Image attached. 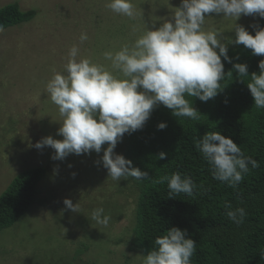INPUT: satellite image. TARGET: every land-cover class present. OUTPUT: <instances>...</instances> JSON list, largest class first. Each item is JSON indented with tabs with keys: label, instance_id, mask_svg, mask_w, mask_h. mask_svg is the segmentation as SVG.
I'll return each instance as SVG.
<instances>
[{
	"label": "rangeland",
	"instance_id": "obj_1",
	"mask_svg": "<svg viewBox=\"0 0 264 264\" xmlns=\"http://www.w3.org/2000/svg\"><path fill=\"white\" fill-rule=\"evenodd\" d=\"M109 2L0 0V9L17 4L22 12H37L32 21L0 32V198L24 172L46 170L35 204L0 232V264H143L144 255L131 243L138 191L125 177L116 181L108 176L101 161L107 144L99 154H69L63 160L52 159L50 147H34L48 136L63 139L57 135L62 117L46 84L56 72H65L71 47H78L77 59L88 58L119 75L104 53L132 46L145 26L154 30L165 19L171 22L181 0H131L134 18L114 13ZM261 20L256 14L235 21L209 13L202 29L217 31L228 46L235 44V24L250 32ZM81 34L87 40L81 42ZM126 134L115 154L123 155ZM65 199L77 204L75 213L66 208ZM101 207L111 217L107 227L91 219Z\"/></svg>",
	"mask_w": 264,
	"mask_h": 264
},
{
	"label": "clouds",
	"instance_id": "obj_2",
	"mask_svg": "<svg viewBox=\"0 0 264 264\" xmlns=\"http://www.w3.org/2000/svg\"><path fill=\"white\" fill-rule=\"evenodd\" d=\"M107 7L129 18L137 15L131 0H110ZM209 13L234 17L235 21L241 15L253 14L264 19V0H181L171 22L165 19L154 30L145 26L144 34L132 46L125 45L115 54L104 53L119 75L88 58L77 59L79 49L72 46L65 72H56L46 84L62 117L57 135L63 139L48 136L34 147H50L55 153L52 159L63 160L69 154L90 151L99 154L102 145L107 144L101 161L109 177L116 181L122 177L148 178L147 172L133 167L130 160L115 154L114 149L125 133L142 129L157 104L170 109L175 117L197 119L199 114L186 97L207 102L222 89L220 81L225 74L221 58L228 63L232 61L220 34L202 29ZM4 30L0 24V32ZM234 32L235 40L231 43L251 49L253 55L264 56V28L255 30L253 36L235 24ZM85 40L87 35L81 34L80 41ZM258 68L259 74L250 76L247 89L255 107L264 108V60ZM233 69L238 76H249L246 64H233ZM166 126L160 123L157 127L163 130ZM196 147L210 165L213 178L229 187L239 185L249 165L253 169L259 167L256 160L245 156L240 146L218 131L205 133ZM165 157L161 152L158 158ZM157 182H167L169 198L181 193L192 196L196 188L193 179L180 172L162 176ZM63 203L73 213L77 211V204L73 205L71 200L65 199ZM224 208L231 222L243 223L247 215L244 208H233L227 201ZM91 219L107 227L111 217L101 207L92 211ZM186 236V230L176 227L157 236L152 250L143 256V264H192L196 243Z\"/></svg>",
	"mask_w": 264,
	"mask_h": 264
},
{
	"label": "trees",
	"instance_id": "obj_3",
	"mask_svg": "<svg viewBox=\"0 0 264 264\" xmlns=\"http://www.w3.org/2000/svg\"><path fill=\"white\" fill-rule=\"evenodd\" d=\"M35 10L22 12L19 5L0 9L4 29L27 23ZM264 28V19L255 30ZM255 30L249 34L255 35ZM231 63L224 65L221 90L207 102L186 97L197 110V119L175 117L172 111L156 106L142 129L127 133L123 157L132 166L148 173V178L131 182L138 191L132 249L146 256L157 236L172 227L186 230L196 243L192 264H264V108H257L247 89L250 76L259 74L264 56L253 55L243 45H228ZM218 53V52H217ZM246 64L249 76H238L233 64ZM231 73V74H228ZM243 81V82H242ZM167 126L160 130L158 125ZM218 131L240 146L245 156L259 167L249 171L236 187L213 178L210 165L197 149L196 142L207 132ZM166 154L159 159V154ZM180 172L190 176L196 188L192 196L183 193L169 198L167 182L160 177ZM46 174L44 168L28 170L17 177L0 198V232L14 226L35 204L37 186ZM244 208L247 215L240 225L226 216L225 202Z\"/></svg>",
	"mask_w": 264,
	"mask_h": 264
}]
</instances>
